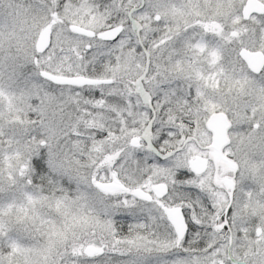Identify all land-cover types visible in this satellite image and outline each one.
<instances>
[{
  "label": "snow or ice",
  "instance_id": "obj_1",
  "mask_svg": "<svg viewBox=\"0 0 264 264\" xmlns=\"http://www.w3.org/2000/svg\"><path fill=\"white\" fill-rule=\"evenodd\" d=\"M0 264H264V0H0Z\"/></svg>",
  "mask_w": 264,
  "mask_h": 264
}]
</instances>
